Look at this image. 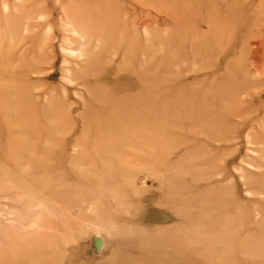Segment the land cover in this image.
<instances>
[{
  "label": "rangeland",
  "instance_id": "obj_1",
  "mask_svg": "<svg viewBox=\"0 0 264 264\" xmlns=\"http://www.w3.org/2000/svg\"><path fill=\"white\" fill-rule=\"evenodd\" d=\"M0 264H264V0H0Z\"/></svg>",
  "mask_w": 264,
  "mask_h": 264
},
{
  "label": "bare ground",
  "instance_id": "obj_2",
  "mask_svg": "<svg viewBox=\"0 0 264 264\" xmlns=\"http://www.w3.org/2000/svg\"><path fill=\"white\" fill-rule=\"evenodd\" d=\"M12 160V159H11Z\"/></svg>",
  "mask_w": 264,
  "mask_h": 264
}]
</instances>
